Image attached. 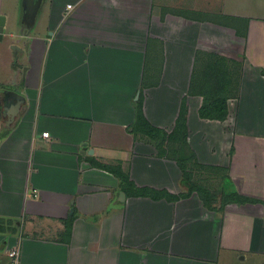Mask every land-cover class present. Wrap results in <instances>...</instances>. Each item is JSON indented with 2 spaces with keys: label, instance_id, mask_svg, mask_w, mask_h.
Returning a JSON list of instances; mask_svg holds the SVG:
<instances>
[{
  "label": "crops",
  "instance_id": "crops-1",
  "mask_svg": "<svg viewBox=\"0 0 264 264\" xmlns=\"http://www.w3.org/2000/svg\"><path fill=\"white\" fill-rule=\"evenodd\" d=\"M1 17L0 264H264V0H0ZM213 57L238 62L233 95L205 93ZM222 97L224 119L200 116ZM183 106L184 162L161 142Z\"/></svg>",
  "mask_w": 264,
  "mask_h": 264
},
{
  "label": "trees",
  "instance_id": "trees-1",
  "mask_svg": "<svg viewBox=\"0 0 264 264\" xmlns=\"http://www.w3.org/2000/svg\"><path fill=\"white\" fill-rule=\"evenodd\" d=\"M209 56H215L213 54H209ZM207 74L209 75L210 79L212 80L211 91H215L216 94L218 92H224L227 88L228 82L224 79V71L221 70V64L219 61H215L210 65V67L207 68ZM224 75V77H223ZM239 78V75H238ZM205 104L201 107L199 114L201 117L204 118H217V119H224L226 116V110H225V97H222L220 99H207L205 98ZM136 124L140 125V129L143 127L145 129V133L149 136H152L153 131H156V133H159V130H155L153 127L149 126L145 119L143 118V115L141 114L140 109L137 111V119ZM142 125V126H141ZM137 128V127H136ZM138 129V128H137ZM139 130V129H138ZM162 141L169 140V141H176L179 143L177 154L179 155L178 158L181 161H185V159H189L191 157V154H187L185 152V145H186V125H185V108L184 106L180 108L178 117L176 119L175 126L173 128V131L168 135H161ZM183 161V162H184ZM180 163V161H179ZM182 163V162H181ZM120 172V171H119ZM183 186L187 188V191L191 193L192 191H197L200 195V197L203 199V202L210 207L209 205V199L211 195H209V192L205 189H201L197 187L194 183L190 180V174L186 171H183ZM137 190V193L140 195H146V196H154L155 198H158L159 196H165L166 198L175 200L182 196H186L187 194L181 193L176 196H167L165 192H160L158 195H155V193H152L151 189L146 188H135ZM213 196V194H212ZM238 201L240 202H246V201H256L255 199H250L246 197H237Z\"/></svg>",
  "mask_w": 264,
  "mask_h": 264
},
{
  "label": "rangeland",
  "instance_id": "rangeland-1",
  "mask_svg": "<svg viewBox=\"0 0 264 264\" xmlns=\"http://www.w3.org/2000/svg\"><path fill=\"white\" fill-rule=\"evenodd\" d=\"M171 2L173 3V0H171ZM177 9H181V10H185V11H187L188 12V10H189V3H185V6L184 7H177ZM218 61V59H217V57L215 58V57H213L212 59H210V61ZM208 61V60H207ZM227 61V60H226ZM238 62H232V61H229V62H223V65H224V68H221V69H223V71H224V75H225V77H224V75H223V77H224V79L227 81H229V94H231V95H233V93H234V88H235V86L237 85V82H238V75H239V68H238V66L236 65ZM205 75L208 77H206V79H207V81L206 82H203L202 83V85L204 86V89L206 90V92L205 93H207V95L209 94V96L210 95H212V94H216V92L215 91H211L210 90V88H211V83L212 82H210L211 80H210V77H209V75L207 74V73H205ZM210 81H209V80ZM227 81V82H228ZM208 96V97H209ZM137 119V118H136ZM135 129H136V127H135ZM161 142H162V140H161ZM177 152V151H176ZM117 170H118V172H119V166H118V168H117Z\"/></svg>",
  "mask_w": 264,
  "mask_h": 264
},
{
  "label": "water",
  "instance_id": "water-1",
  "mask_svg": "<svg viewBox=\"0 0 264 264\" xmlns=\"http://www.w3.org/2000/svg\"><path fill=\"white\" fill-rule=\"evenodd\" d=\"M38 4V0H26V7L27 12L31 16L34 13V10ZM2 24H3V17L0 18V37H1V31H2ZM22 98H16L14 101L6 102L3 108V115L6 118V125H9L11 123L15 116L18 114L20 110V106L22 103ZM89 153H92V150L90 149L88 151Z\"/></svg>",
  "mask_w": 264,
  "mask_h": 264
},
{
  "label": "built area",
  "instance_id": "built-area-1",
  "mask_svg": "<svg viewBox=\"0 0 264 264\" xmlns=\"http://www.w3.org/2000/svg\"><path fill=\"white\" fill-rule=\"evenodd\" d=\"M67 8H71V5L68 4ZM43 137H47L48 133L43 132ZM7 258H8V264H19V250L17 248H11L6 251Z\"/></svg>",
  "mask_w": 264,
  "mask_h": 264
}]
</instances>
